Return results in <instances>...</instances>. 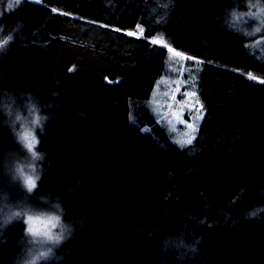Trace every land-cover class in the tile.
<instances>
[{"label":"trees","instance_id":"trees-1","mask_svg":"<svg viewBox=\"0 0 264 264\" xmlns=\"http://www.w3.org/2000/svg\"><path fill=\"white\" fill-rule=\"evenodd\" d=\"M243 7L245 0H0V264H21L23 213L31 207L59 201L65 220L76 225L52 264H73V251L95 229L97 213L86 209L72 220L63 196L44 188L56 185L57 156L45 144L56 140L59 118L75 131L87 121L107 129L106 117L82 112L97 89L128 94L132 126L162 155L178 152L179 161L162 159L130 179L142 191L131 213L136 232L157 241L145 264H264V53L229 29L231 10ZM168 48L186 55L165 89L176 93L184 120L197 119L193 128L165 117L166 108L156 111L154 92L137 85L166 72L175 58ZM85 74L99 86L77 83ZM38 105L52 118L39 133L46 156L38 187L29 192L3 161L23 154L20 113L32 116ZM112 137L69 192L86 182L111 186L110 172L125 153L121 137ZM185 238L199 241L195 253H183ZM121 252L118 246L113 264Z\"/></svg>","mask_w":264,"mask_h":264},{"label":"rangeland","instance_id":"rangeland-1","mask_svg":"<svg viewBox=\"0 0 264 264\" xmlns=\"http://www.w3.org/2000/svg\"><path fill=\"white\" fill-rule=\"evenodd\" d=\"M229 25V29L249 38L264 53L263 0H245V7L233 8L229 14ZM166 52L175 57L166 72L157 78L152 74L142 77L137 85L154 92L156 111L158 108H166L163 111L165 117L184 121L180 123L185 126L187 123L189 128H193L197 119L190 122L184 120L176 93L165 89L174 81V74L181 64L180 59L186 60V55L171 48ZM76 82L89 83L95 87L100 83L93 74H85ZM179 86L176 80L175 89ZM127 96L124 94L117 98L113 89H97L83 102L82 112L96 119L106 117L107 129L102 131L95 121H87L75 131L59 118L55 126L56 140L45 144L47 150L57 156V160L52 167L56 185L44 190L52 195L63 196L68 218L72 220L80 217L86 209L94 211L98 216L95 229L88 231L85 234L86 241L73 251V264H113L111 256L118 246L122 249L116 259L119 264H145L146 254L157 245L156 240H141L136 232L137 224L132 221L131 213L142 191L133 187L130 179L138 169L149 173L162 159L179 161L178 152L173 150L162 155L152 139L144 137L132 126L128 117ZM193 104L195 106L192 108H200V104ZM106 131L110 133L104 135ZM114 134L121 137L125 153L119 167L110 172L111 186L101 190L95 183L86 182L81 189L69 192L76 178L82 177L101 152L110 146ZM184 137L181 138H188L185 134ZM39 223V220L33 221V225Z\"/></svg>","mask_w":264,"mask_h":264},{"label":"clouds","instance_id":"clouds-1","mask_svg":"<svg viewBox=\"0 0 264 264\" xmlns=\"http://www.w3.org/2000/svg\"><path fill=\"white\" fill-rule=\"evenodd\" d=\"M2 49L3 43H0V50ZM37 107L39 111L32 116H28L23 110L20 113L17 142L21 145L23 154L3 161V167L11 179L18 181L29 192L36 190L42 177L46 154L38 150L41 143L39 133L45 131L48 121L52 118L50 111H45L39 105ZM30 181L34 186H29ZM13 211L19 213L18 209ZM66 214L63 204L59 201L55 202L52 208L31 207L23 213L27 245L21 264H52L53 253L76 233V225L65 220ZM34 220H39V225H33ZM198 243L199 241L193 243L185 238L183 253H195Z\"/></svg>","mask_w":264,"mask_h":264},{"label":"snow or ice","instance_id":"snow-or-ice-1","mask_svg":"<svg viewBox=\"0 0 264 264\" xmlns=\"http://www.w3.org/2000/svg\"><path fill=\"white\" fill-rule=\"evenodd\" d=\"M0 43H4V41L2 39H0ZM188 142L191 143V141H188ZM29 186L30 187L34 186V183L30 181Z\"/></svg>","mask_w":264,"mask_h":264}]
</instances>
